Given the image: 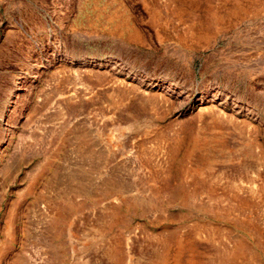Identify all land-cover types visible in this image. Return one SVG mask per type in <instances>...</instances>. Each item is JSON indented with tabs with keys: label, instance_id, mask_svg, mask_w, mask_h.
<instances>
[{
	"label": "rangeland",
	"instance_id": "1",
	"mask_svg": "<svg viewBox=\"0 0 264 264\" xmlns=\"http://www.w3.org/2000/svg\"><path fill=\"white\" fill-rule=\"evenodd\" d=\"M0 264H264V0H0Z\"/></svg>",
	"mask_w": 264,
	"mask_h": 264
},
{
	"label": "bare ground",
	"instance_id": "2",
	"mask_svg": "<svg viewBox=\"0 0 264 264\" xmlns=\"http://www.w3.org/2000/svg\"><path fill=\"white\" fill-rule=\"evenodd\" d=\"M236 254V253H235Z\"/></svg>",
	"mask_w": 264,
	"mask_h": 264
}]
</instances>
